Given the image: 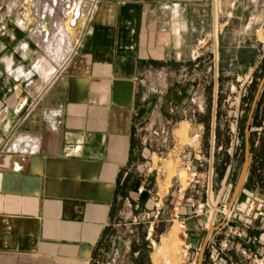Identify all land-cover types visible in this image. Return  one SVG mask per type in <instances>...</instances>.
Instances as JSON below:
<instances>
[{
  "label": "crops",
  "instance_id": "obj_1",
  "mask_svg": "<svg viewBox=\"0 0 264 264\" xmlns=\"http://www.w3.org/2000/svg\"><path fill=\"white\" fill-rule=\"evenodd\" d=\"M216 7L101 0L67 61L65 40L45 42L30 6L0 0V264H93L137 161V133L171 100L174 66L202 71L194 61ZM191 195L169 205L188 225Z\"/></svg>",
  "mask_w": 264,
  "mask_h": 264
},
{
  "label": "rangeland",
  "instance_id": "obj_2",
  "mask_svg": "<svg viewBox=\"0 0 264 264\" xmlns=\"http://www.w3.org/2000/svg\"><path fill=\"white\" fill-rule=\"evenodd\" d=\"M215 2L217 24L210 22L209 40L198 50L203 56L194 61L203 69L194 68L190 74L174 66L167 75L174 84L166 93H172L171 100L157 106L151 131L137 133V161L120 187L115 226L93 264H198L207 235L198 222L208 214L188 225L194 236L186 238L180 223L173 222L172 195L179 198L190 190L195 169L206 174V180L213 165L215 195L228 176L227 187L232 188L226 196L229 201L233 197L245 164V130L264 77V0ZM195 82L201 87L188 89ZM262 100L253 127L254 116L251 121L250 171L237 212L245 210L249 199L264 197V161L257 160L260 154L255 151L264 148V124L259 127V119L264 121ZM198 197L205 200L202 186ZM190 243L193 248L188 251Z\"/></svg>",
  "mask_w": 264,
  "mask_h": 264
},
{
  "label": "built area",
  "instance_id": "obj_3",
  "mask_svg": "<svg viewBox=\"0 0 264 264\" xmlns=\"http://www.w3.org/2000/svg\"><path fill=\"white\" fill-rule=\"evenodd\" d=\"M23 1L35 11L39 21V33L45 42L52 37L65 40L70 52L67 58L69 61L78 55L83 37L95 19L101 0ZM213 171L212 165L205 180L206 174L197 169L193 170L192 181L188 186L192 190V195L187 200L191 207V217L195 219L208 214L204 220V228L207 232L211 227L216 228L208 242L205 263L222 264L225 260L228 264H264V197L249 199L243 212H237V203L229 212L231 200L229 201V195L226 196V193H230L232 187H227L228 176L215 195ZM201 186L205 200L198 197ZM142 193L143 190H140L139 195ZM181 206V203L178 204L176 210ZM173 222L180 223L186 238L194 236L187 229L188 224L181 212H176ZM186 249L190 251L192 244L187 245Z\"/></svg>",
  "mask_w": 264,
  "mask_h": 264
},
{
  "label": "water",
  "instance_id": "obj_4",
  "mask_svg": "<svg viewBox=\"0 0 264 264\" xmlns=\"http://www.w3.org/2000/svg\"><path fill=\"white\" fill-rule=\"evenodd\" d=\"M264 89V77L259 85L256 97H255V101L249 116V121L245 130V134H246V157H245V164H244V168H243V172L241 174V178L239 180V183L237 184V187L235 189V192L233 194V197L231 199L230 202V207H229V212H231V210L233 209V207L235 206V204L238 202V198L241 195V192L244 188V184H246L247 178H248V173H249V168H250V142H249V133H250V129H251V121L253 119L256 107H257V103L259 101V98L263 92ZM146 195L143 196V199H145ZM216 230V228L211 227L209 229V231L207 232V235L205 237L204 243L202 245V248L200 250V256H199V260H198V264H204L205 262V257H206V251H207V246H208V242L213 234V232Z\"/></svg>",
  "mask_w": 264,
  "mask_h": 264
},
{
  "label": "trees",
  "instance_id": "obj_5",
  "mask_svg": "<svg viewBox=\"0 0 264 264\" xmlns=\"http://www.w3.org/2000/svg\"><path fill=\"white\" fill-rule=\"evenodd\" d=\"M264 98V89H263V95H262V98H261V101H259V103H258V106H257V109H256V111H255V113H254V120H253V122H252V127L254 126V123H255V120L257 121V114L259 113V106L261 105V102L263 101L262 99ZM259 127H263V124H264V121H263V118H260L259 119ZM256 151V153H259L260 155H259V157H258V161L260 162V163H263V161H264V148L263 149H257V150H255ZM253 149H251V154L253 155ZM251 172H252V170H251ZM252 178V177H251ZM251 178H250V181H248V184L247 185H251L250 184V182H251ZM136 250V249H135Z\"/></svg>",
  "mask_w": 264,
  "mask_h": 264
},
{
  "label": "bare ground",
  "instance_id": "obj_6",
  "mask_svg": "<svg viewBox=\"0 0 264 264\" xmlns=\"http://www.w3.org/2000/svg\"><path fill=\"white\" fill-rule=\"evenodd\" d=\"M215 211V210H214ZM158 256H155L154 257V261H155V263H159V260H158V258H157Z\"/></svg>",
  "mask_w": 264,
  "mask_h": 264
}]
</instances>
